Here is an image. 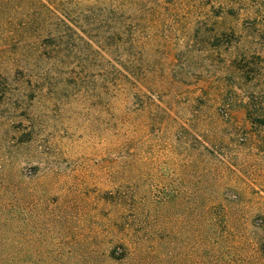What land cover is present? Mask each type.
Masks as SVG:
<instances>
[{
    "label": "rangeland",
    "instance_id": "rangeland-1",
    "mask_svg": "<svg viewBox=\"0 0 264 264\" xmlns=\"http://www.w3.org/2000/svg\"><path fill=\"white\" fill-rule=\"evenodd\" d=\"M250 106L264 0H0V261L123 264L130 230L154 264H206L205 235L232 230L221 251L255 262Z\"/></svg>",
    "mask_w": 264,
    "mask_h": 264
},
{
    "label": "trees",
    "instance_id": "trees-1",
    "mask_svg": "<svg viewBox=\"0 0 264 264\" xmlns=\"http://www.w3.org/2000/svg\"><path fill=\"white\" fill-rule=\"evenodd\" d=\"M53 13V11L49 10ZM223 115L228 119L231 118V115L227 109L221 108ZM258 109H253L252 106L246 111L245 121L254 126L260 124L264 125V114H258ZM247 133L239 134V140L245 141ZM212 209V207H211ZM211 211V210H210ZM132 230V227H131ZM223 230H211V233L207 237L205 235V239L207 241V248H209L207 253L206 264H264V238L259 237L258 241L255 245V253L258 255L255 262L247 261L245 258H242L240 255H237L235 252L230 254H225L221 251V240L227 239L229 235H231L232 230L227 231L228 235H224ZM222 237L220 238L219 235ZM127 235L130 236V241L133 244H129L128 242H121L119 245L113 248L112 258L117 260L120 263H128V264H154L155 259L159 254L158 246L155 245L154 242L144 241L145 238L142 235H134V233L127 232ZM135 238L139 239L135 241ZM209 239V240H208ZM236 252H238L236 248ZM0 264H29V261L23 259L21 261L3 259L0 261ZM38 264V263H36ZM40 264H46L41 262Z\"/></svg>",
    "mask_w": 264,
    "mask_h": 264
}]
</instances>
